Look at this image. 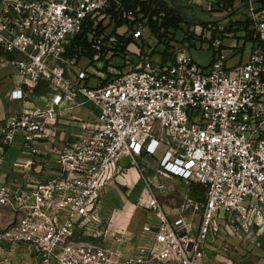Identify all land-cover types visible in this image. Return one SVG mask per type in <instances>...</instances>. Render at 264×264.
<instances>
[{"label":"built area","instance_id":"built-area-1","mask_svg":"<svg viewBox=\"0 0 264 264\" xmlns=\"http://www.w3.org/2000/svg\"><path fill=\"white\" fill-rule=\"evenodd\" d=\"M206 1L207 11L221 14L215 3L222 0ZM243 1L251 38H241L234 49L219 36L213 39L208 69L185 47L173 49L167 61L161 53L137 50V62L128 61L125 71L115 69L103 84L104 75L89 64L77 69V55L69 57L68 49L87 23L95 29L110 17L109 10L124 9L123 0H0V74L9 80L8 98L15 103L0 120V144L30 155L22 182L0 181V208L12 211V219L0 227V243L28 246L41 264H197L208 255L226 214L235 216L245 233L254 224L259 227L254 234L261 233L264 0ZM141 18L124 12V30L115 33L134 40L152 33ZM207 26L225 32V26ZM110 33L95 36L93 48L104 47L106 38L115 44L117 36ZM234 52L238 61L229 67ZM92 77L98 81L94 86L88 82ZM40 83L49 89V96H40L43 103L35 102L32 90ZM79 94L85 101L75 102ZM85 102L97 109L95 119L80 121L76 140L49 152L62 111ZM161 147L160 177L206 188L205 201L193 205L194 213L201 212L199 222L193 224L187 213L167 215L149 193L152 182L145 180V206L157 222L144 223L142 230L154 236L150 245L128 252L130 238L102 215V192L137 167V158H153ZM84 236L99 241L81 240Z\"/></svg>","mask_w":264,"mask_h":264},{"label":"rangeland","instance_id":"rangeland-1","mask_svg":"<svg viewBox=\"0 0 264 264\" xmlns=\"http://www.w3.org/2000/svg\"><path fill=\"white\" fill-rule=\"evenodd\" d=\"M173 2H176V5H182L183 14L192 18L193 20H207L211 22L216 21L212 22L216 28L219 25H222L225 26L226 30L228 24L230 23V18L224 20L221 19L240 6L243 7L239 9L234 15H232L231 18L235 21L246 19L244 3L239 4L233 2L231 5L233 9H230V7L228 10H224L220 15L218 14L216 16L215 14L207 11L209 3L206 0L199 5L197 4L193 6H189L187 4L188 0H173ZM261 5V2L255 3L256 7H260ZM119 11V17H123V13L127 10L121 9ZM136 24V22L133 23V25ZM246 24L247 22L244 25ZM142 25H144V22H142ZM181 28L182 29L180 30H175L173 33H165L166 38H163L162 42L152 33H145L143 38L134 40L128 45V52L126 53L124 50L122 51L120 49V47H122L120 46L122 43L118 45V37H116L117 42H115V44L106 38V45L99 49L96 48V52L92 59L90 57H79V53H75L77 55V69L80 68V66L86 67L87 64H89V69L100 75L103 74L104 79L107 78V74L109 73L110 76L108 81H110L115 69L118 71H125L126 67L129 66L128 61H131V63L134 61L137 62L139 56L133 52L140 50V54L142 55L148 54L153 56L155 54L162 53V51L165 49V42L171 47L168 50L170 54L172 53V50L177 47H185L189 49V54L199 66L208 69L214 57V50L209 47L213 39L219 36L222 38L225 47L234 49L241 44V38H245V36L248 35L247 33H242L241 31H237L236 33H218L217 30H213L212 28L210 29L207 24L197 27L188 23H182ZM123 30L124 28L122 27L118 29L119 32ZM249 35L251 36L252 34L249 33ZM75 54H73V56ZM235 54L236 52L231 54L229 60L226 62L229 67L235 65L238 61V57L233 56ZM128 57H132V60H130V58L128 59ZM3 67V64L0 65V70L3 69ZM77 69H74L75 73ZM7 72H9V69ZM44 95L49 96L48 92H46ZM74 100L75 102L80 103L85 101V98L79 94ZM37 102L43 103V100L37 97ZM91 105L93 106L92 103L85 102L83 105L70 109L67 113H70V116H75L76 114V116H79L78 119H80V116L82 115L81 112L88 111V108H90ZM93 108L95 107L93 106ZM5 109L6 105L0 102V110L3 112V114L5 113ZM12 147L13 148L8 147L5 151L4 147L0 146V150L2 153H4L3 165L10 168L16 164V159L19 157L21 150L17 146ZM164 150L165 148L161 147L159 151L153 156V158L145 156L137 158V167L130 169L129 172L125 173V176H123L119 181L112 182L111 185L107 186L103 190V212L108 213L110 211V207H121L122 204L127 199H129L134 204L141 203L135 215V221L137 223L142 222L144 217L146 218L147 222L156 223L157 216L155 212L148 210V208L145 206L149 199V195L143 190L144 181L150 180L152 182V187L149 193L151 196L157 199L159 206L165 211L167 215L169 214L176 216L177 214L187 213L190 215V218H192L193 224L199 222V214H201V212L196 210L198 214L194 213L195 210L193 205L196 203L201 205V203L205 201L204 198L206 195V189L203 185H199L194 182L183 181L177 177H160L156 173V165L161 159ZM53 156L54 155H51V157ZM24 167V171L28 172L29 164H24ZM21 169H23V167ZM12 176L16 177L17 174L13 172ZM140 177H142L143 186L141 190H134V187ZM159 186H163L165 189L160 190L158 188ZM222 214L223 213H221V215ZM219 222L221 231L214 242L209 244V253L207 255L208 258L205 256L197 264H215L214 259L217 256L225 261L222 262V264H241L244 260L245 239H247V233H245L240 223L233 215L226 214L220 217ZM143 236L144 239L142 242H145L150 236L153 237V234L151 232L145 231ZM0 247V264H41V262L38 260L37 252L24 244H19L17 247H9L4 245H1ZM208 259H210V261Z\"/></svg>","mask_w":264,"mask_h":264},{"label":"crops","instance_id":"crops-1","mask_svg":"<svg viewBox=\"0 0 264 264\" xmlns=\"http://www.w3.org/2000/svg\"><path fill=\"white\" fill-rule=\"evenodd\" d=\"M90 86H94L97 84V79L92 77L89 81ZM9 80L4 78L1 79L0 74V102L6 105L5 113L1 112L0 110V120L5 118L9 112V109L15 105V103L9 101ZM35 102H37V97L40 98L39 95H34ZM42 100V99H41ZM68 110L62 111L58 123V132L57 136L50 142L48 145V151L52 152L56 149L62 148L65 146V144L68 142H74L76 140V135L79 132V124L81 123L83 119H89L93 120L96 117L97 109L93 108L91 105L90 108H88V111H82L81 118L78 119L79 116H70V113H67ZM0 146H3L0 144ZM5 151L8 147L13 148L12 146H3ZM16 147V146H14ZM19 147V146H17ZM16 149V148H15ZM50 154V153H49ZM0 158L2 159V163L0 164V181H6L9 179H14L15 182H22L23 181V175L27 174L28 172L24 171V164H26V161L30 158V155L26 152H23L20 150V155L16 159V164H14L13 167H7L3 165L4 161V153L0 150ZM23 167V169H21ZM13 172L17 174L16 177H13ZM19 175V177H18ZM21 175V176H20ZM141 204V203H140ZM140 204H134L131 200L127 199L121 207H110V211L106 213V216L111 218V227L117 230H123L128 238L131 240V245L127 249L128 252L135 251L134 249L150 245L151 241L153 240V237L150 236L146 239L145 242H142L144 239L142 230V227L144 223H146V218L144 217V220L142 222L137 223L135 221V215L137 212V209L140 207ZM1 216H0V227L5 226L11 219H12V211L11 209L7 207L0 208ZM103 212V210H102ZM169 215V214H168ZM171 218L176 217L175 215H169ZM262 221L264 223V213L262 217L257 219V222ZM149 223V222H147ZM152 225H155L156 223H150ZM258 225L254 224L250 233L247 234V239H245V253H244V260L241 264H264V229L259 234H254L258 230ZM151 233L154 236V232L151 231ZM94 239V238H93ZM96 240V239H94ZM96 241H99L97 239ZM258 244V245H257ZM9 246V247H17V246H11L9 244L0 243V246ZM1 248V247H0ZM208 258V256L206 255ZM217 258V259H216ZM214 259L215 264H222L223 261L220 259V257H216ZM210 261V259H208ZM228 264V263H227ZM231 264V263H229ZM236 264V263H235Z\"/></svg>","mask_w":264,"mask_h":264},{"label":"trees","instance_id":"trees-1","mask_svg":"<svg viewBox=\"0 0 264 264\" xmlns=\"http://www.w3.org/2000/svg\"><path fill=\"white\" fill-rule=\"evenodd\" d=\"M236 3V0H222L215 3L221 11L228 10L231 5ZM124 10H132L136 16L142 15L141 20H146V24L149 26L153 35H155L161 42L163 38H166L165 33H173L175 30H180L182 23H187L182 17V5H177L180 10H177L173 7L170 0H123ZM242 0L241 3L243 4ZM175 4H177L175 2ZM230 9H233L231 7ZM119 10L114 8L109 11L110 17L102 23H99L95 29H92V24L88 23L83 27L81 34L75 38L71 46L68 49V56L73 57V54L79 53V57H90L92 59L96 50L93 48V39L98 34L106 31L107 29L111 30L112 34H115L118 37L119 44L122 43L120 49L126 53L128 52V45L134 41L131 36H125L124 33H115L118 27L123 26L124 20L122 17H119ZM183 13V12H182ZM185 17L192 19L185 15ZM246 21L244 20H232L230 18V23L228 24L225 33H236L237 31H245L248 35L245 36V39H250L251 36L249 33H252L248 30V26L244 25ZM245 26V27H244ZM110 33V34H111ZM165 49L162 51L161 56L163 61H167L171 58L169 53V48H171L166 42ZM121 70V69H120ZM109 73L107 78L104 79L103 84L108 82ZM25 89L28 91L29 86H25ZM34 95H43L49 91L48 87L44 83L36 85L33 89ZM200 185V184H199ZM143 186L142 177L136 183L134 190H141ZM206 189V188H205ZM205 199V198H204ZM135 202V201H134ZM103 216H106L105 212H102ZM81 240L94 241L92 237L84 236L80 238Z\"/></svg>","mask_w":264,"mask_h":264},{"label":"water","instance_id":"water-1","mask_svg":"<svg viewBox=\"0 0 264 264\" xmlns=\"http://www.w3.org/2000/svg\"><path fill=\"white\" fill-rule=\"evenodd\" d=\"M171 4L173 5L174 8H176L177 10H180L179 7L173 2V0H170ZM243 6H240L239 8L235 9L233 12L229 13L228 15H226L223 19H229L232 17V15H234L239 9H241ZM182 17L185 19V21L189 24H194V25H203V24H208L211 21H207V20H193V19H189L187 17H185V15L181 12ZM212 22H216V21H212Z\"/></svg>","mask_w":264,"mask_h":264}]
</instances>
